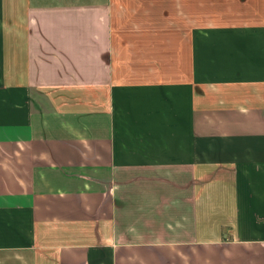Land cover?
Returning a JSON list of instances; mask_svg holds the SVG:
<instances>
[{
	"label": "crops",
	"instance_id": "crops-1",
	"mask_svg": "<svg viewBox=\"0 0 264 264\" xmlns=\"http://www.w3.org/2000/svg\"><path fill=\"white\" fill-rule=\"evenodd\" d=\"M0 264H264V0H0Z\"/></svg>",
	"mask_w": 264,
	"mask_h": 264
}]
</instances>
